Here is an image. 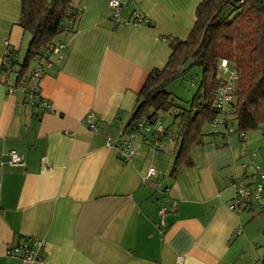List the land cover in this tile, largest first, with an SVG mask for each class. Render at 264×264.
I'll use <instances>...</instances> for the list:
<instances>
[{
    "label": "crops",
    "instance_id": "crops-1",
    "mask_svg": "<svg viewBox=\"0 0 264 264\" xmlns=\"http://www.w3.org/2000/svg\"><path fill=\"white\" fill-rule=\"evenodd\" d=\"M109 1L76 0L83 9L76 32L39 83L52 106L42 112L3 83L8 47L20 59L30 35L18 24L20 0H0V264H256L262 225L247 214L254 210L230 209L233 178L254 148L247 134L194 145L191 165L175 175L181 142L159 151L141 136L128 161L107 145L151 72L167 64L172 39L191 33L203 0H124V19L135 11L149 24L119 26ZM89 115L96 132L84 122ZM11 149L25 156V168L4 161ZM149 167L157 176L143 184ZM164 196L176 207L161 216ZM34 238L45 241L42 263L8 254Z\"/></svg>",
    "mask_w": 264,
    "mask_h": 264
},
{
    "label": "trees",
    "instance_id": "trees-1",
    "mask_svg": "<svg viewBox=\"0 0 264 264\" xmlns=\"http://www.w3.org/2000/svg\"><path fill=\"white\" fill-rule=\"evenodd\" d=\"M20 3L18 24L30 35V41L23 61L15 49L8 47L9 54L2 68L3 83L16 92H23L25 105L44 112L39 85L42 77L38 80L33 78L34 70L30 72L29 69L43 64L44 74L47 64L58 62L52 51L58 43L65 42L61 37L76 32L83 9L76 6V0H20ZM121 3L124 7V0ZM234 9H239V12L231 17ZM68 26L71 31L66 30ZM170 44L172 53L167 64L162 69L153 70L147 78L138 93L137 104L126 129L136 130L138 122L144 118L154 124L159 116L163 121L165 115L169 116L170 124L165 125L167 129L160 136L152 126L149 131L139 129V133L148 138V143L157 138L173 145L181 142L171 171V175H175L180 165H191L188 154L194 145L204 144L211 136L226 133L224 126L217 131L207 130L218 116L213 102L215 92L225 81L223 74L224 78L220 77L222 72L219 68L223 60L238 75L230 119L235 131L245 134L258 129L264 131V1L203 0L197 7L196 21L189 36L172 39ZM187 61L200 68L202 80L191 107L179 108L167 87L182 75ZM14 67L16 84L9 85ZM26 81L28 87L24 89ZM241 139L244 141L245 138ZM168 143L159 151H164ZM239 173L246 175L245 181L255 182L254 174L241 169ZM261 264H264V257Z\"/></svg>",
    "mask_w": 264,
    "mask_h": 264
},
{
    "label": "built area",
    "instance_id": "built-area-1",
    "mask_svg": "<svg viewBox=\"0 0 264 264\" xmlns=\"http://www.w3.org/2000/svg\"><path fill=\"white\" fill-rule=\"evenodd\" d=\"M243 1V0H242ZM264 1V0H263ZM109 7L112 11V20L114 24L123 25H140L143 23L149 24V20L146 17L139 15L138 13H132L127 19L122 16L123 5L121 0H110ZM67 31H71V27H66ZM66 48L65 42L58 43L54 49L53 54L58 57V62L63 58V51ZM9 51H7L6 56H8ZM43 64L39 65L32 72V77L35 79H40L43 76ZM51 64H47V68ZM45 67V66H44ZM220 71L225 76V81L217 89L214 94L213 108L217 111L218 116L212 122V127L214 131L219 130L221 127H225V132L227 134L235 132V128L231 124V106L234 101L235 93L237 91L236 82L238 80V75L229 66L226 60L220 63ZM28 87V82H25V88ZM10 93H15L16 90L12 87L8 89ZM41 107L44 112H50L52 110L51 104L43 99L41 102ZM90 130L97 131V126L92 121V115L87 116L84 119ZM152 128L159 134H163L167 127L163 124L162 117H158L154 124H150L147 118L142 119L138 122L135 129H126V124L122 125L115 136L107 137V145L115 146L118 149L119 157L123 161L130 160L133 155H135L134 142L139 139L142 134L139 133V129L145 128V131H149ZM241 138H245L246 134L244 132L239 133ZM165 140L154 139L149 142V145L155 150H159L164 147ZM169 144V143H168ZM248 156L250 159L249 163H242L240 169L242 172H249L254 174L255 182L249 183L245 181L246 175H241L237 173L233 178L234 187V197L230 204V209L238 214L244 213L246 211H253L257 206L264 207V147H261L258 151L250 150L248 151ZM261 158L262 163H257L256 158ZM4 161L8 162L10 165L19 166L25 168L26 159L25 156L14 149L9 150L4 154ZM249 170H252L251 172ZM157 176V170L154 167H149L145 175H143V184L151 183L153 177ZM258 177V178H257ZM163 206L159 210L161 216H165L169 210H175L176 203L169 200L167 197L164 198L162 202ZM170 204V209L168 208ZM253 209V210H252ZM45 247V241L41 238H34L22 244H17L8 250V254L12 257H17L22 259L26 263L40 262L43 261L42 251Z\"/></svg>",
    "mask_w": 264,
    "mask_h": 264
},
{
    "label": "rangeland",
    "instance_id": "rangeland-1",
    "mask_svg": "<svg viewBox=\"0 0 264 264\" xmlns=\"http://www.w3.org/2000/svg\"><path fill=\"white\" fill-rule=\"evenodd\" d=\"M238 12H239V9H234L231 12V17L236 16ZM64 38H65V35L61 37V39H64ZM26 50L23 51L25 53L24 55L22 54V57H21L22 61L27 53ZM34 68H35V65L31 66L29 71L32 72ZM220 77L224 78L222 73L220 74ZM201 78H202V71L200 70V68L193 65L191 61H187L185 63V71L182 73V75L169 84V86L167 87V91L171 94V97L174 99L175 104L179 108H190L191 107L192 102L199 94L200 83L202 80ZM163 124L164 125L170 124L169 116L165 115ZM207 130L212 131L213 127L210 125L207 128ZM247 135H248V142L254 144V148L252 149L253 151H258L261 147H264V131L262 129L248 132ZM256 160H257V163L259 164L262 163L261 158L257 157ZM247 214H250L251 217L253 218L252 222L254 223V225H256L255 227L261 224L263 228V230H259L260 233L258 235V238H256L254 242V245L256 247L255 253H254L255 258L257 260L256 264H261L263 257H264V207L257 206L255 207V210L252 213L247 212ZM259 216L260 218H258ZM257 219H260V221Z\"/></svg>",
    "mask_w": 264,
    "mask_h": 264
}]
</instances>
